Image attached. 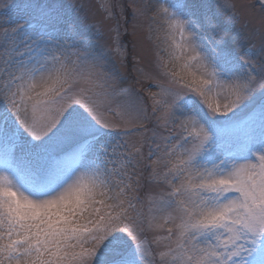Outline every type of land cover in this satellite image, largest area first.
I'll return each mask as SVG.
<instances>
[{"label":"snow or ice","instance_id":"snow-or-ice-1","mask_svg":"<svg viewBox=\"0 0 264 264\" xmlns=\"http://www.w3.org/2000/svg\"><path fill=\"white\" fill-rule=\"evenodd\" d=\"M256 3L254 58L227 46L206 4L133 0V36L147 19L154 71L138 61L127 86L106 56L128 60L122 4L100 2L115 21L92 26L106 49L61 0L4 5L28 18L0 27V264H264ZM221 6L240 21L233 0ZM144 80L156 91L137 89Z\"/></svg>","mask_w":264,"mask_h":264},{"label":"rangeland","instance_id":"rangeland-1","mask_svg":"<svg viewBox=\"0 0 264 264\" xmlns=\"http://www.w3.org/2000/svg\"><path fill=\"white\" fill-rule=\"evenodd\" d=\"M24 0H0V27H7L3 24L6 19L17 21L23 15L27 19V15L22 13L18 9L9 8L5 9L4 5H11L13 3H23ZM66 8L69 9L72 18L78 23L81 32L92 40L94 46L99 49H106L108 45L107 38L97 39L96 30L93 25H97L103 21L105 25V31L107 25L115 23V21H104V12L100 8L101 0H61ZM113 3L122 4L124 6L123 14H119L117 10L116 19L121 25L122 42L128 46L129 56L124 65L119 63L118 58L110 52H106L108 60V70H114L119 79L123 82L124 86L133 84L136 72L134 68L137 66V62H141L147 69L151 68V62L154 53V44L152 40L148 39V21L147 19L139 21L133 36V13L132 3L133 0H112ZM151 3L154 0H135L136 4ZM188 3L196 5L198 8L201 5H208L209 14H215L220 30L225 35L227 46L232 49L243 48L245 51H250L255 58L259 55V29L261 27L260 20V6L256 3V0H233L237 7V11L240 13L241 19L238 23H230L229 17L232 15L230 10L224 9V0H188ZM249 3H255V8H248ZM202 11V9H199ZM124 28L128 31L124 32ZM255 34V39H249V37ZM69 43L71 41L69 40ZM255 45V47H253ZM163 55V53H161ZM152 80H144L142 84L136 85L137 89L143 88L145 90L151 88L152 91H156L152 87ZM152 127L151 124L148 125ZM148 148L144 147V154L147 157ZM137 171H142L141 183L143 187L139 190V195L144 196L149 190L148 176L150 169L143 168ZM154 188V186H151Z\"/></svg>","mask_w":264,"mask_h":264}]
</instances>
